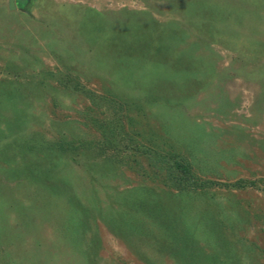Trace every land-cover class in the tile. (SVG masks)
<instances>
[{"label":"rangeland","instance_id":"rangeland-1","mask_svg":"<svg viewBox=\"0 0 264 264\" xmlns=\"http://www.w3.org/2000/svg\"><path fill=\"white\" fill-rule=\"evenodd\" d=\"M0 264H264V0H0Z\"/></svg>","mask_w":264,"mask_h":264},{"label":"trees","instance_id":"trees-1","mask_svg":"<svg viewBox=\"0 0 264 264\" xmlns=\"http://www.w3.org/2000/svg\"><path fill=\"white\" fill-rule=\"evenodd\" d=\"M26 1L27 0H18V6H20L21 8H23L24 5L26 4ZM189 167L190 166L187 163H185V164H183V163H176L175 166H172V168L170 170H173L174 169L175 171H178L179 173H181L183 175H186L188 177V174H189V169L188 168ZM169 173L170 174L172 173L170 175V178H172V183L179 184V182H181V180H179V178L177 179L176 177L175 178L173 177L174 176V174H173L174 172L169 171ZM16 213L21 217V209L16 210ZM8 219H10V218H8ZM5 227L8 230H10L11 232H13V230L14 231L16 230V233L18 234V232H17V230H18L17 225H15L14 227L11 226V229H10V228H8V223H7V225H5Z\"/></svg>","mask_w":264,"mask_h":264},{"label":"water","instance_id":"water-1","mask_svg":"<svg viewBox=\"0 0 264 264\" xmlns=\"http://www.w3.org/2000/svg\"><path fill=\"white\" fill-rule=\"evenodd\" d=\"M9 10H14L16 8V0H8Z\"/></svg>","mask_w":264,"mask_h":264},{"label":"clouds","instance_id":"clouds-1","mask_svg":"<svg viewBox=\"0 0 264 264\" xmlns=\"http://www.w3.org/2000/svg\"><path fill=\"white\" fill-rule=\"evenodd\" d=\"M18 4V0H16V5Z\"/></svg>","mask_w":264,"mask_h":264}]
</instances>
